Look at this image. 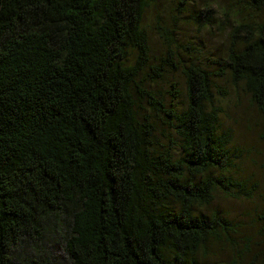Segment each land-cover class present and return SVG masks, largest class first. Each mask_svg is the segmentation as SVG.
<instances>
[{"label":"trees","instance_id":"trees-1","mask_svg":"<svg viewBox=\"0 0 264 264\" xmlns=\"http://www.w3.org/2000/svg\"><path fill=\"white\" fill-rule=\"evenodd\" d=\"M160 1L0 0V264H202L232 241L235 224L208 209L242 187L218 129L225 89L194 62L180 110L145 85L144 19ZM237 33L226 68L262 115L264 144V20ZM142 100L166 117L165 141ZM259 221L264 238V210Z\"/></svg>","mask_w":264,"mask_h":264},{"label":"rangeland","instance_id":"rangeland-1","mask_svg":"<svg viewBox=\"0 0 264 264\" xmlns=\"http://www.w3.org/2000/svg\"><path fill=\"white\" fill-rule=\"evenodd\" d=\"M260 1L259 6H255L252 0H191L186 12L178 15L177 0H161L145 14L149 54L143 70L149 78L145 82L148 90L167 107L182 109L186 104V85L181 68L190 62L213 72L215 89H225L223 95L215 90L218 129L230 133V148L235 157L227 174L242 187L233 189L230 195L216 192L209 211L225 214L235 224L236 231L232 241L209 247L202 264H260L264 261V238L259 221L264 210V144L259 137L263 120L243 83H233L226 68L232 35L238 32L237 36L241 37L248 27L254 30L257 23L264 20V0ZM169 56L172 64H163ZM159 65L162 76L155 77L157 71L152 67ZM222 69L223 75L215 74ZM140 105L154 121L156 137L165 141L164 136L170 132L166 117L152 110L146 100Z\"/></svg>","mask_w":264,"mask_h":264}]
</instances>
